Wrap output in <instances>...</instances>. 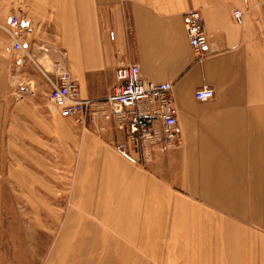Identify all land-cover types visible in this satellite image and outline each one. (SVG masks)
<instances>
[{"label": "crops", "instance_id": "obj_1", "mask_svg": "<svg viewBox=\"0 0 264 264\" xmlns=\"http://www.w3.org/2000/svg\"><path fill=\"white\" fill-rule=\"evenodd\" d=\"M17 8L41 71L60 61L83 99L110 96L116 69L130 64L173 84L175 152L157 146L147 158L113 124L72 119L83 134L82 182L112 194L111 216L101 207L95 216L111 217V237L146 252L144 264H264V0H18ZM196 11L208 35L202 53L185 27ZM205 86L215 98L202 103L195 93Z\"/></svg>", "mask_w": 264, "mask_h": 264}, {"label": "rangeland", "instance_id": "obj_2", "mask_svg": "<svg viewBox=\"0 0 264 264\" xmlns=\"http://www.w3.org/2000/svg\"><path fill=\"white\" fill-rule=\"evenodd\" d=\"M17 2L0 0V264H113L118 255V264H134L132 255L144 264L152 259L146 252L111 237V217H95L98 207L111 216L112 194L100 195L98 182H82L83 134L49 101L37 54L28 48L38 66L22 69L9 51L10 18L23 15ZM181 146L182 139L169 152ZM172 254L157 251L166 260Z\"/></svg>", "mask_w": 264, "mask_h": 264}, {"label": "built area", "instance_id": "obj_3", "mask_svg": "<svg viewBox=\"0 0 264 264\" xmlns=\"http://www.w3.org/2000/svg\"><path fill=\"white\" fill-rule=\"evenodd\" d=\"M243 17L240 10L234 12L238 23L242 22ZM185 27L193 50L196 53L204 52L208 35L202 15L197 11L189 14ZM7 31L13 40L9 51L16 56L18 66H38L36 56L23 42L20 16L13 15L10 18ZM42 51L49 52L48 49ZM58 55L61 56L62 52L59 51ZM53 68L52 74H45L50 88L48 99L63 117L76 120L83 126L88 121L113 124L126 135L130 148L147 158L157 146L170 151L181 145L172 83L146 80L138 65H125L115 71L117 85L110 96L89 100L81 98L78 84L65 72L60 61H55ZM195 97L197 101L207 103L215 98V91L205 86L196 91Z\"/></svg>", "mask_w": 264, "mask_h": 264}, {"label": "bare ground", "instance_id": "obj_4", "mask_svg": "<svg viewBox=\"0 0 264 264\" xmlns=\"http://www.w3.org/2000/svg\"><path fill=\"white\" fill-rule=\"evenodd\" d=\"M63 66V65H62ZM64 68V67H63ZM53 70H54V68H53ZM150 81V80H149ZM153 82V81H152Z\"/></svg>", "mask_w": 264, "mask_h": 264}]
</instances>
